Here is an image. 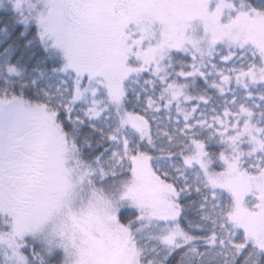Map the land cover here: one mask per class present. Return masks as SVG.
Instances as JSON below:
<instances>
[{"label": "snow or ice", "instance_id": "obj_1", "mask_svg": "<svg viewBox=\"0 0 264 264\" xmlns=\"http://www.w3.org/2000/svg\"><path fill=\"white\" fill-rule=\"evenodd\" d=\"M0 264H264V0H0Z\"/></svg>", "mask_w": 264, "mask_h": 264}]
</instances>
